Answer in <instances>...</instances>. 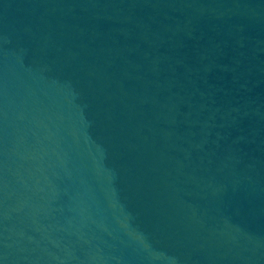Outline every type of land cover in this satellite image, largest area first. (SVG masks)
<instances>
[{"label": "water", "instance_id": "water-1", "mask_svg": "<svg viewBox=\"0 0 264 264\" xmlns=\"http://www.w3.org/2000/svg\"><path fill=\"white\" fill-rule=\"evenodd\" d=\"M0 264H264V0H0Z\"/></svg>", "mask_w": 264, "mask_h": 264}]
</instances>
